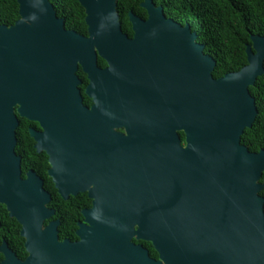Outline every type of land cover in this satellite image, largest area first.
<instances>
[{
	"label": "water",
	"instance_id": "water-1",
	"mask_svg": "<svg viewBox=\"0 0 264 264\" xmlns=\"http://www.w3.org/2000/svg\"><path fill=\"white\" fill-rule=\"evenodd\" d=\"M77 1L87 36L66 30L49 0H16L19 19L0 25V204L21 227L24 264H264V150L240 144L258 114L248 89L264 73V37L250 36L246 66L215 79V61L196 33L165 18L152 0L140 4L145 20L128 13L131 38L121 30L118 0ZM98 58L106 70L97 69ZM78 65L90 81L88 110ZM100 100L112 101V115L105 107L109 115L102 117ZM134 102L156 122L154 142L167 146L162 171L137 208L130 182H116V195L102 197L99 183L82 173L99 164L96 151L84 146L97 130L105 129L104 145L129 151ZM18 118L41 128L28 135L36 153L46 154L59 196L87 191L92 199L75 243L58 242V221L43 228L53 214L50 195L33 173L20 176ZM111 120L126 127L125 138L107 131ZM133 237L150 242L158 260Z\"/></svg>",
	"mask_w": 264,
	"mask_h": 264
},
{
	"label": "trees",
	"instance_id": "trees-1",
	"mask_svg": "<svg viewBox=\"0 0 264 264\" xmlns=\"http://www.w3.org/2000/svg\"><path fill=\"white\" fill-rule=\"evenodd\" d=\"M144 0H118L117 14L121 30L129 38L132 37L128 13L146 19L145 11L140 7ZM53 5L57 17L64 21V28L79 35L87 36V26L84 22V10L77 0H49ZM156 7H161L165 18L184 26L188 24L192 32L196 33V42L204 45L203 53L212 57L215 67L212 77L217 79L225 74L239 71L247 65L246 46L250 44V36L264 37V0H152ZM19 19L16 0H0V25L11 26ZM97 63L105 62L98 58ZM264 68V61H263ZM81 77V73L79 72ZM249 94L254 98L258 114L250 129H245L240 137V144L249 152L264 150V73L258 77ZM16 129V146L14 152L20 157L21 170L28 169L38 172L45 177L48 167L46 155L36 154L34 142L29 137V127L38 128L34 122L18 118ZM50 191L52 201L48 207L57 204L56 217L62 224L69 237L75 224L81 216L78 211V200L61 202L52 184L45 188ZM259 195L264 198V190ZM264 209V206H263ZM7 223L19 225L13 219ZM46 223V222H45ZM149 247V246H148ZM153 257L156 253L152 247Z\"/></svg>",
	"mask_w": 264,
	"mask_h": 264
},
{
	"label": "flooded vegetation",
	"instance_id": "flooded-vegetation-1",
	"mask_svg": "<svg viewBox=\"0 0 264 264\" xmlns=\"http://www.w3.org/2000/svg\"><path fill=\"white\" fill-rule=\"evenodd\" d=\"M77 67L78 69L76 71V76L80 82V84L78 85V90L81 95V104L84 108L88 110L93 105L92 99L87 95V87L90 81L87 75L82 72L81 68H79L81 66L78 65ZM97 69L100 71H104L107 69V64H97ZM79 72L81 73V77L79 76ZM101 94H103L102 90ZM136 97H138V93L136 94ZM108 104L109 105L105 106L103 100L99 101V105L101 107L100 113L102 117L104 115H109V112H111V115L114 113V106L112 105V101ZM105 107L107 109L106 111H108L107 114L104 113ZM129 113V151L127 153L125 152L124 145H114L110 143L104 145L102 141L104 139L105 129H100L99 131L97 130L96 135L91 134V136L84 137V146L89 151H96V156L98 157V160L100 158L98 162L99 164L97 167L94 168H86L85 172L84 170H82V173H84V175L86 173V175L84 176L86 180L88 179L91 182L99 183V190L102 194V197L106 195L110 198H113L116 195V182H130L131 194L135 196L137 200H139L138 202H135V206L137 208L140 204H143L145 202L146 197L149 196V192H147V189H150L151 182L156 180L158 177L157 174L162 171V168L164 166V158L166 156L163 151L167 149V146L161 143L159 144L154 142L156 141V139H158V136L156 135V130L154 129L156 122L152 120L151 114L150 112L146 111V108L142 109L141 107L137 106L134 102L131 105ZM111 119H113V117ZM35 124L37 123L35 122ZM37 126L38 128H35V131L39 133L41 132V128L38 124ZM30 128L31 127L27 129V132ZM107 131L117 137L125 138L127 136L126 127L122 126V124L116 120L109 121ZM176 134L179 140V147L185 149L186 144L184 132L177 131ZM42 153L43 152L36 154ZM43 154L46 155L45 153ZM104 160H106V166L104 164ZM47 165L48 167L45 170L44 177L42 175H39L38 172L33 171L32 169H28L25 172H22L20 161V176L22 179H25L26 174L28 172L33 173L42 181L43 190L50 195V201L46 207L51 210L53 214L48 220L44 221L43 228L46 227V225L50 222L58 221V226L56 228L58 242L68 240L71 243H75L78 241V238L76 236L78 224L83 222L82 212L88 211L92 208V199L88 198L87 191L78 193L75 196H69L65 200L61 198L54 187L52 177H50L48 174V171L51 168L48 162ZM113 166H115V169L113 168ZM48 183L52 184V187L53 189H55L56 195L59 197V200H61V202H71L75 200H78L79 202L77 209L81 218L79 221L76 222L71 237L68 236L67 231L65 229L62 231L64 227H62L60 220L56 217V213L58 212V210H60L58 209L59 206H57V204H54L53 207H48V205H50L52 201L50 191L45 189ZM141 210H143V208L139 207L138 211L140 212ZM6 217L8 219H13L9 217L5 206L3 204H0V264H24L28 257V253L25 250V239L23 235H21V227L17 222L16 223L19 225V227H17L15 224L7 223ZM133 228L134 230H136L138 228V224L134 223ZM131 242L134 245L141 246L143 249H145L148 253L149 258L153 260H158L156 252V257H153L151 255L150 247H152V245L150 242L137 240L135 239V237L132 238Z\"/></svg>",
	"mask_w": 264,
	"mask_h": 264
}]
</instances>
